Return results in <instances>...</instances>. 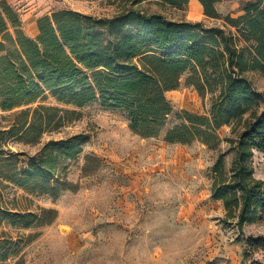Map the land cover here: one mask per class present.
Instances as JSON below:
<instances>
[{
	"label": "trees",
	"instance_id": "trees-1",
	"mask_svg": "<svg viewBox=\"0 0 264 264\" xmlns=\"http://www.w3.org/2000/svg\"><path fill=\"white\" fill-rule=\"evenodd\" d=\"M198 1L204 15L222 20V26L165 14L167 8L184 9L188 0H107L115 7L111 16L55 10L37 19V34L30 37L18 11L1 0L0 108L31 104L46 91L76 107L98 99L102 107L122 110L128 128L141 138L157 137L175 114L181 122L165 130L166 143L198 141L209 149L227 145L211 167L210 196L222 204L221 221L242 231L264 218V178H256L253 168L255 152L264 150V107L258 110L259 95L246 77L249 71H264V0H246L236 17L221 15L217 0ZM185 72L186 85L201 98L209 95L208 114L174 112L167 100L165 93L180 86ZM67 111L26 107L14 132L58 128ZM223 125L230 126V133L220 138ZM88 139V133H77L49 139L31 155L9 153L10 159L24 156L25 164L15 168L0 157V178L29 194L55 197L69 188L67 166ZM1 204L0 223L6 219L28 227L35 221L49 223L56 214L52 208L40 214L28 208L12 212ZM11 244L0 238V258L8 257ZM246 245L264 249V236H250Z\"/></svg>",
	"mask_w": 264,
	"mask_h": 264
},
{
	"label": "rangeland",
	"instance_id": "rangeland-1",
	"mask_svg": "<svg viewBox=\"0 0 264 264\" xmlns=\"http://www.w3.org/2000/svg\"><path fill=\"white\" fill-rule=\"evenodd\" d=\"M245 1L217 0L216 8L221 15L236 17ZM58 7L99 17L115 12L107 0H68ZM151 8L159 10L157 5ZM165 14L208 26L223 24L205 16L198 0H188L182 10L167 8ZM23 30L30 37L36 35L27 27ZM188 75L182 74L180 86L165 96L174 112L206 115L209 95L201 98L186 85ZM246 77L259 95L260 110L264 107V71H249ZM39 105L68 110L63 125H50L42 133L16 134L24 118L20 110ZM180 122L173 114L157 137L141 138L128 128L122 110L102 107L98 99L76 107L59 101L50 91L31 104L0 108L2 158L20 152L34 154L49 139L89 134L81 153L67 166L69 188L55 197L29 194L0 178L3 207L12 212L28 208L35 214L43 208L56 210L51 222L35 221L28 227L3 219L0 238L15 246L10 245L8 257L0 258V264H264V249L246 245L248 237L264 236V218L238 231L221 221L222 204L210 196L211 167L227 145L222 142L209 149L198 141L166 143L165 130ZM217 132L224 138L230 126L223 125ZM25 160L18 155L10 164L20 168ZM229 161L230 155L226 165ZM253 168L256 178H264V150L255 152Z\"/></svg>",
	"mask_w": 264,
	"mask_h": 264
},
{
	"label": "crops",
	"instance_id": "crops-1",
	"mask_svg": "<svg viewBox=\"0 0 264 264\" xmlns=\"http://www.w3.org/2000/svg\"><path fill=\"white\" fill-rule=\"evenodd\" d=\"M65 1L68 0H8L10 5L18 11L23 29L26 27L32 29L34 34H37V19L43 15H49L55 10L65 9L58 7Z\"/></svg>",
	"mask_w": 264,
	"mask_h": 264
}]
</instances>
